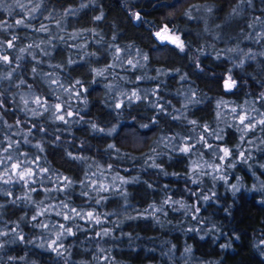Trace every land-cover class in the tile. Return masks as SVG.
I'll return each mask as SVG.
<instances>
[{
    "label": "rangeland",
    "instance_id": "rangeland-1",
    "mask_svg": "<svg viewBox=\"0 0 264 264\" xmlns=\"http://www.w3.org/2000/svg\"><path fill=\"white\" fill-rule=\"evenodd\" d=\"M0 22L13 25L0 27V57L11 60H0V232L8 233L0 264H66L73 255L81 264H246L236 258L243 252L264 264V63L252 56H264V0H0ZM164 26L184 51L156 37ZM229 75L237 86L226 91ZM133 91L142 99L130 102ZM36 97L73 116L56 120ZM185 144L195 145L189 155L178 151ZM225 147L232 154L221 161ZM17 162L37 174L19 180ZM194 163L203 166L195 173ZM101 184L107 192L93 191ZM221 209L247 232L229 235ZM61 224L74 235L57 241L58 255L49 245ZM69 244L75 251L65 254Z\"/></svg>",
    "mask_w": 264,
    "mask_h": 264
},
{
    "label": "snow or ice",
    "instance_id": "snow-or-ice-1",
    "mask_svg": "<svg viewBox=\"0 0 264 264\" xmlns=\"http://www.w3.org/2000/svg\"><path fill=\"white\" fill-rule=\"evenodd\" d=\"M22 7V5L20 6ZM39 8V5H37L35 8L32 9L33 12H35L37 9ZM96 20H100L102 19L101 16H97L95 17ZM135 19L136 20H140V15L137 13L135 15ZM15 24L16 25H24L25 22L24 20H16L15 21ZM13 25H9V24H6V22H0V27H7V28H10L12 27ZM40 31H46V27L44 25H41ZM171 33V29H169L167 26H164L160 31L156 32L155 35L156 37L161 41V42H168V43H171V44H174L176 47H178L181 51H184V43L183 41L180 39L179 36L175 35V34H170ZM17 39L16 36H12V39L10 41H8V44L7 46L9 48H13L14 47V43L13 41H15ZM31 47V46H30ZM24 49H21V52H23ZM117 51H120V49H117ZM230 51H234V50H230ZM249 58H252V57H249ZM145 59H147V57H145ZM0 60H2L4 63H11V60L10 58L7 56V55H4L2 57H0ZM69 63H72V61H69ZM128 64L129 65H132L133 67H135V65L133 64V61L132 60H129L128 61ZM243 64V61H241V65ZM33 71L35 72V68H33ZM97 75H102V73L100 71H97L96 72ZM10 75V74H9ZM53 83H57V81H52ZM76 84H80V81H76ZM237 86V82L232 78L231 75H229L227 77V79L224 81V88L226 91H231L233 90L235 87ZM74 87V86H73ZM84 91H87V89H84ZM79 95V93H77V96ZM133 98L135 100H141L142 97L138 94V92L136 91H133L128 97L127 99L131 102L133 100ZM25 105L27 106L28 104V101H24ZM33 103H35L36 105L40 106V107H43L44 108V111L47 112L49 110V108H54V111H53V116L55 117L56 120H59V121H62L63 123L67 124L69 121L67 119H65V116L67 117H72L73 116V112L71 111H66L65 108L57 103L55 104L54 106L53 105H48L47 107H45V102H42L41 99L39 97H36L35 100L33 101ZM123 104V101H121L120 103H117L115 106L117 108H120L121 105ZM0 107H3L2 104H0ZM161 111H163V109H161ZM233 111H235V109H233ZM57 113H63V114H60V115H57ZM32 114L33 115H38L40 113H38L36 110H32ZM249 119L247 116H241L240 117V123L241 124H244L245 120ZM17 123H19V121H17ZM191 124H196V121H190ZM260 124L264 125V120H260L259 121ZM93 129L95 130L96 129V125H92ZM255 125L254 124H245V129L246 130H250L251 128H254ZM100 131H103V129H100ZM222 138V137H221ZM201 141L203 143H207L206 140H204V137L202 136L201 138ZM11 147V145H9V148ZM37 147H39V145H37ZM114 147L113 145H109V148H112ZM195 145L194 144H185L184 147H181L178 149V151L180 153H183L185 155H189L192 150L194 149ZM211 147V146H209ZM9 148H5L4 151L5 152H8L9 151ZM43 149H41L42 151ZM220 151L223 153L222 156L219 157V159L221 161H224L225 159L229 158L232 154V150L229 149V148H222L220 149ZM68 155L71 157L72 154L71 153H68ZM239 156L241 158L244 157V153L243 152H240L239 153ZM73 159H82V158H78V157H72ZM7 160H11L12 157L11 155L7 156L6 157ZM5 163V160H0V164H4ZM33 163H36V161L34 160ZM156 167H159V165H155ZM231 166V165H230ZM202 165H198V164H195L194 163V166H193V172L195 173L197 171V169H202ZM208 167L209 168H213V165L212 164H208ZM11 168L14 170V174H17L18 175V179L19 180H22V181H25L26 183L28 182L29 179H31L33 176H35L37 173L35 171H33V169L31 167H27V166H23V162H17V163H13L11 165ZM40 172L42 173H47L49 170L47 168H40L39 169ZM214 171H219V165H216L215 168H214ZM200 174H205L203 172H200ZM4 175L5 176H8V171L5 170L4 172ZM215 179V177H213ZM221 179H224L223 176L220 177ZM2 179V178H0ZM65 181H67V184L64 185V188H67L69 187L73 182L68 178V177H64L63 178ZM4 183H10L11 182V177L9 176V179L7 180H4L3 181ZM34 182V181H33ZM193 183H196L197 181L193 180L192 181ZM125 183H127V181H125ZM93 185H95V182H93ZM149 187H151V185H149ZM233 189L234 190H238V188L236 187V185H232ZM33 191H35V189H32ZM58 190H63V189H58ZM93 191H97V192H107L108 191V188H106L104 185H99L98 187H95L93 186ZM11 193H9L10 195ZM81 195L83 196H87L88 193L87 192H82ZM193 195H195V193H193ZM213 195H215V193H213ZM105 199V197L101 196L100 199L96 200L95 202L97 204L101 203L103 200ZM203 199L205 201L209 200L210 197L209 196H204ZM165 204L169 203V200H165L164 201ZM172 203H180L179 201H173ZM184 205H181V207H183ZM64 207H68L67 204L64 205ZM150 207H153V210L154 211H159V209H155L154 206H151ZM196 211H199V209H196ZM71 212L75 214L76 217H79L80 219H87L88 221H95L96 224H100L101 223V219H100V215L97 214V213H94L93 211H88L86 213H81L80 211H77V209L75 208H72L71 209ZM43 214V213H41ZM61 213H57V215H60ZM63 218L65 220H71L73 217L69 216V215H64ZM131 218H135V217H131ZM195 218V217H194ZM33 220H36L37 217L36 216H33L32 217ZM43 227H47V225H43ZM61 229H63L62 232H60L56 239L53 240L51 242V244L49 245V247L51 248L52 251H55L57 252L58 255H62V253H60L58 251V249L60 247H62V244H58L57 241H59L61 239L62 236H64L65 234L67 235H74L73 231H72V228L71 227H66L65 225L61 224L59 226ZM14 231V230H13ZM8 235L7 232H0V236H6ZM97 235H100V233H97ZM103 235H109L107 229H105L103 231ZM19 239L22 241L24 240V237L23 236H19ZM53 245H56V247H53ZM4 245L2 243H0V248H2ZM191 249L188 248L186 249V252H190ZM9 259H15L13 257H9ZM21 259H23V257H21Z\"/></svg>",
    "mask_w": 264,
    "mask_h": 264
},
{
    "label": "trees",
    "instance_id": "trees-1",
    "mask_svg": "<svg viewBox=\"0 0 264 264\" xmlns=\"http://www.w3.org/2000/svg\"><path fill=\"white\" fill-rule=\"evenodd\" d=\"M235 28L237 30H240L241 29V27H240L239 24H236L235 25ZM252 56H253V59H255L256 62H258V63H264V56L261 53L259 54L257 52V53H255ZM125 125H127V124H125ZM156 126H157L158 130H160V128L158 127V124ZM128 130L131 132L130 133L128 131L131 136H134L135 138H138V137L140 138V136H138L136 133H133L132 130H130V129H128ZM133 161H134L133 160V157H131V160L129 162L131 163ZM129 162H128V164H130ZM215 205H218V204L216 203ZM221 206H223V205H221ZM204 213H206V210H202V214H204ZM218 216H219V220H220V222H221V224L223 226V229L229 235H232V234L236 235V234H239L241 232H247L243 227H239L238 228V227H236V226L233 225V223H232V217L229 215V213L225 209H221V211L218 212ZM110 217H112V215ZM257 217L258 216H256V215H253V216L251 215V217L248 215L246 217L247 218L246 220H250L251 222L252 221L254 222V220H256ZM69 246H70L69 247L70 250H68L65 254H68L70 252L75 251L74 247H71V244H69ZM243 254L244 255H240L241 257H238V256L236 257L235 254H233V256L236 257L238 260L242 258L241 260H245L246 264H249V263L250 264H260L261 261L258 260L257 258H255V257H249V256L247 257L244 252H243ZM66 264H81V263L73 255V256H68L67 257ZM126 264H129V263H126ZM130 264H132V263H130ZM166 264H209V263L206 260H203V259H196V260L195 259H188L187 261L180 262V263L179 262H175V261H170V262H168Z\"/></svg>",
    "mask_w": 264,
    "mask_h": 264
}]
</instances>
